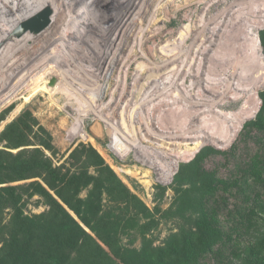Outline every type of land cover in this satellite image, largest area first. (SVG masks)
Returning <instances> with one entry per match:
<instances>
[{
  "label": "trees",
  "instance_id": "obj_1",
  "mask_svg": "<svg viewBox=\"0 0 264 264\" xmlns=\"http://www.w3.org/2000/svg\"><path fill=\"white\" fill-rule=\"evenodd\" d=\"M261 28L264 24L254 30L245 83L225 100L243 102L209 120L203 145L225 148L243 126L240 141L226 151L205 146L176 166L170 174L171 179L179 167L176 197L166 209L147 207L92 146L76 145L66 158L68 166L56 164L48 133V142H35L22 116L8 123L0 133L6 147L0 148V264H231L237 259L252 264L247 258L255 244L259 260L254 264L262 261L264 228L261 239L248 241L260 218L256 210L264 204L250 188L264 185V89L261 105L257 95L264 85ZM260 36L264 46V30ZM217 154L224 156L219 167L225 172L204 165ZM27 179L33 180L13 184ZM34 196L47 209L27 212L25 202ZM162 220L174 226L155 244L153 230Z\"/></svg>",
  "mask_w": 264,
  "mask_h": 264
},
{
  "label": "rangeland",
  "instance_id": "obj_2",
  "mask_svg": "<svg viewBox=\"0 0 264 264\" xmlns=\"http://www.w3.org/2000/svg\"><path fill=\"white\" fill-rule=\"evenodd\" d=\"M156 2L157 0H145V2L141 5V7L144 5L143 8L148 7L147 9L148 11H150V35L146 39H144L143 37L139 38L138 35H134L131 38L127 39L125 37L126 33H124L122 34L123 36L118 39V41L116 40L117 43H119V47L117 51L115 50V57H111V52L113 51H110L107 55L110 59L109 62H111L110 66H112L111 68L114 69V75H117V77L119 78V84L117 87V92L114 94L112 102V106L115 107L113 117L117 119L113 120L111 118H106L105 120H108L112 124L116 125L118 127L117 130H119L120 128V138L123 142L126 141L125 143L127 145L130 143L133 144L132 142L139 138L144 145L151 146V148H154L157 151H161L167 149H164L163 145L161 144V141L159 142L158 139L160 137L156 136V134L158 133V131H156L157 128H155L153 131L155 134H152L151 136L146 133L148 132V127H150V125L147 124V122H149V119L146 118V115L144 114V109H146V107L148 106L154 105V107L151 109L154 115V121H157L158 117H160L161 120L159 122L163 126L162 130L169 131L172 127L175 126V124L180 127L181 124L186 121L187 115H189V113L194 110L195 107H193L189 102H178L177 104H166L164 102L157 103L155 99L159 100L161 96H163L162 94L157 98L154 97L152 101L145 102L143 101V97L145 96L144 92L148 89L149 82L157 80V76L165 74V72H167V70L170 69L176 63V60L179 59L180 55L182 54V50H189V47L191 50L196 49L195 44H198L199 41H201L200 39L204 38V35L206 37L210 35V29H207L205 27L207 25L204 24L209 19L214 17L218 11L222 10L228 3V0H161L160 2L158 1L159 3L155 5ZM138 24H140V22H138ZM160 26L163 27L161 28L162 30L159 31V29L156 28H159ZM201 29H203L204 31L199 33L200 36H197L198 31ZM181 30H185L183 31L184 34L186 32L188 33H186L188 36L186 35L187 37H185V41L183 42L185 43L186 48H181L177 46L179 42L175 44L177 38L179 37V32ZM263 30L264 28H261L258 33L260 43V33ZM121 33V31L118 32L119 36ZM116 36L117 34L115 35V37ZM37 37L38 36L36 35L35 38ZM32 40V38H30L29 40H25V38L23 37V45L20 44L21 48L20 46H18V49L20 50H16V47V49L11 53V55L7 59V61L14 59L15 62L12 61V66L6 70H4L3 67H0V74H2L0 75L1 81H3L5 77L6 80L7 78L13 80L15 76L16 78H19V72L22 66L29 65L30 63L33 64L36 58H39L41 61L43 58H45L44 56L42 57L41 54L46 55L48 53V56L52 55V57L54 58H59L57 51L44 50L46 49V47L44 46L48 45L49 41L47 43L45 42L44 46H41L44 42L42 41V43L39 45V50L37 51L34 50L33 46L32 49L26 50V42L27 44H29ZM222 40H224L225 43L224 37ZM171 42L173 44L168 45V43ZM226 42L230 44V42H232V39H229ZM164 46L166 48H164ZM224 46L226 47L225 49L222 48V51L227 52L224 56L225 58H227L229 56L228 52L230 53V50L226 48H230L231 45L227 46V44L225 43ZM233 48L236 47L233 46ZM261 48L264 49L262 43ZM176 53L181 54L177 55ZM240 56L245 57L241 54V52ZM105 58L107 57L105 56ZM166 58H172L171 62L169 63L170 65L168 64L166 67H161L159 65L156 66V63H163L162 61H166ZM20 59L21 61H19ZM48 63H50V60H48ZM11 74L13 77H11ZM137 77V81L134 82ZM33 78L26 80V82L18 86L13 92L14 96L10 98V100L6 101L2 106H0V133L8 123L22 116V119L26 121L27 125H29V128L27 129L28 132H26L27 135L29 134V139L35 142H48L46 135V133H48L51 137L50 143L52 145V151H54L55 153V155L52 156L54 162L56 164H62L65 162L67 166L68 163L66 158L69 152L73 149V147L79 144L92 146L104 158L105 162L114 170V172L121 178V180L127 185V187L134 194H136L147 205V207H149L150 209H153L155 206H159L161 209H166L169 207V205L174 201V198L176 197V193L174 190L175 184L173 183L176 171L171 177V179L170 174L176 166H179V163L168 165L163 160H159L152 155L138 153L135 152L133 149L121 148L113 141L112 133L109 131V129L104 126L101 121L87 120V122L85 121L86 130L82 129L81 124L83 123V118L81 117V114L75 117V119L73 120V126L70 128V124L72 122L70 115L73 114L72 108L75 107V103L71 102L67 98V94L66 96L63 94H54L52 89H49L47 85H45L43 90L33 93V91L29 90L28 88V86L31 87L33 85ZM1 81L0 86L3 83ZM58 86V88H61V84H58ZM263 89L264 85L257 92V95L260 100V92ZM61 90H64V88H61ZM131 91H133V96H130ZM69 93H71V91ZM26 97H28V99H25ZM128 99L130 100V102L128 101ZM242 102L243 99L229 100L222 103L220 105V108L224 110H236L239 108ZM182 103H186V105H182ZM189 104L191 107L189 106ZM164 106L166 108H164ZM175 106H178L180 109H172ZM164 109L169 110H167L165 113ZM168 111L170 114L168 113ZM219 114L220 112L215 115V117H218ZM255 116L256 114L248 118L245 122L254 119ZM215 117H210L209 120ZM155 123L156 122H154L153 125H156ZM134 128L137 130H134ZM74 129H76V131H74ZM242 132L243 126L234 141L225 148H217L213 144H205L201 148L205 146H211L217 150L226 151L234 143H238L240 141V136ZM75 136H78L80 138L72 139ZM259 141L260 143H262L261 140ZM249 143L248 145L250 146V148L255 146L253 139ZM34 146L39 147L41 145ZM0 148L6 147H4L3 143H0ZM201 148L199 149V151L201 150ZM18 149L19 148L9 150L15 152ZM44 151L47 154L51 155V152L48 149H44ZM120 151L128 153L125 155L116 153ZM197 153H195L194 155L196 156ZM194 157L192 156L191 158L193 159ZM191 158H186L183 161L187 163L191 160ZM223 158V155L217 154L216 156L206 159L204 165L206 168L210 169L214 168L215 166L219 167V165L223 162ZM145 159H148L149 163L146 162ZM138 169H142L141 173L137 172ZM219 169L221 172H225V169L223 167H219ZM233 171L235 172V169ZM143 172H147L148 177L144 176ZM155 172H158L160 179H164L168 182H162L157 179ZM31 180L33 179L21 180L14 182L13 184L29 182ZM148 180L150 181L148 182ZM251 187L252 189H255L254 191H258V193H260L261 196L264 197V185H260V188L259 186L255 187L252 185L250 186V188ZM36 199H38V197L34 196L25 202L24 209L27 212L40 213L47 209L46 205L42 204V202L36 203ZM256 218H258L257 225L253 229H251L250 234L248 236V241H250V244H254L257 242V240L261 239V234L263 233V203L256 210ZM173 226L174 223L172 220H162L159 225L153 230L155 244L160 243ZM257 246L258 244H255V247H253V252L247 258V260L252 264H254L255 260H259L255 258ZM260 263L264 264V259H262V261L260 260L258 264ZM231 264H242V260H234Z\"/></svg>",
  "mask_w": 264,
  "mask_h": 264
},
{
  "label": "bare ground",
  "instance_id": "obj_3",
  "mask_svg": "<svg viewBox=\"0 0 264 264\" xmlns=\"http://www.w3.org/2000/svg\"><path fill=\"white\" fill-rule=\"evenodd\" d=\"M14 1L15 0H4V3L7 4V6L4 8L9 9V6H12V2ZM63 1L64 0H60L61 5ZM158 1L160 2L161 0H157L155 5L159 3ZM21 2L24 7H21L19 15H22L21 17L23 18L30 16L33 12H36L44 5L48 4H52L50 6L51 8H53L54 12L53 19L56 18V15H58L60 10L59 4L56 5L54 0H21ZM12 24L14 23H11L10 25L0 24V67H3L4 70L9 69L12 66L13 62H15L14 59L10 61H7V59L16 49V47L18 49V46H20V44L23 45V37L25 38V40H29L30 38H32L30 34H27L21 39L13 41V39L9 38L11 30L15 26ZM258 24H264V0H228L226 6L222 10L218 11L214 17L209 19L204 24L207 25L205 26L207 29H210V35L208 37L204 35V38L200 39L201 41H199L198 44H195L196 49L191 50L189 47V50H182V54L180 53L181 55L179 53H176L177 55H180L179 59L176 60V63L170 69H166L167 72L164 71L165 74L157 76V80L149 82L148 89L144 92L145 96L143 97V101H152L154 97L157 98L162 94L163 96H161L159 100L155 99L157 103L164 102L166 104H177L178 102H189L193 107H195L194 110H189L191 112L189 113V115H187L186 121L181 124L180 127L175 124V126L172 127L169 131L162 130L163 126L159 122L161 120L160 117H158L157 121H154V115L151 111V109L154 107L153 104V106H148L146 107V109H144L145 112H143L146 115V118L149 119V122H147V124L150 125V127H148L147 125L148 132L146 133L151 136L152 134H155L153 131L155 128H157L156 131H158V133L156 134V136L160 137H158L159 142L161 141L164 149L167 150L157 151L156 149L151 148V146L144 145L137 137V140L132 142L133 144L130 143L127 145L125 143L126 141L123 142L120 138V128L119 130H117L118 127L116 125L106 120L108 129L112 133L113 141L121 148L133 149L138 153L152 155L159 160H163L168 165L180 163L184 159L194 156V154L197 153L201 146L204 144L205 131L209 126V118L215 117V115H217L219 112L221 113L222 108H220V105L225 102V100L238 86L245 83L244 71L248 66L249 49L254 39V30ZM183 31L185 30H181L179 32V37L177 36L178 38L175 44L179 42L177 46L186 48V45L183 42L185 41V37L188 36V33L186 32L187 34H184ZM203 31V29L199 30L197 36H200L199 33ZM121 32L122 33L120 34V36L117 32V38L114 36L113 39L118 41V39L123 36L122 34L128 33L130 31L126 26L125 28H122ZM223 37L225 38V43L227 44V46L231 45L230 48H226L230 50V53L228 52L229 56L227 58L224 57L227 52L222 51V48L225 49L226 47L224 46V40H222ZM229 39H232V42H230V44L226 42ZM31 44L32 41L29 44H27L26 42L25 49H32L33 45ZM169 44L173 43L171 42L168 43V45ZM233 46H235L236 48H233ZM118 47L119 43H117L115 47L116 51ZM164 48L166 47L164 46ZM35 50L37 51L39 49ZM115 50L112 52V57L115 55ZM109 52L110 51H102V53L99 52L95 54V58L97 59L98 64L101 63L103 58H105V56H107ZM240 52L245 57L240 56ZM41 56L45 57L44 60L42 59L43 62H45V60L47 59H51L52 57V55L48 56V53L46 55L41 54ZM171 60L172 58H166V61L164 60L162 61L163 63L160 64L156 63V66L159 65L161 67H166L171 62ZM19 61H21V59ZM39 61L40 59L36 58L34 62L32 61L33 64L28 63L29 65L22 66L19 72V78H16L15 76L13 80L10 78H7L6 80V77H3L4 80L1 81L0 77V81L3 82L0 86V106H2L6 101L10 100V98L14 96L13 92L18 86L22 85V83L26 82V80L33 78L35 72L34 69L40 63ZM52 68L58 71H62V67L60 65H54ZM11 77H13L12 74ZM44 87L45 85H41L38 78L36 77L33 78V85L31 87L28 86L29 90L33 91V93L43 90ZM63 87L65 92V86L63 85ZM132 92L133 91H131L130 95L133 96ZM69 95L70 98H75L76 101L80 99V97L73 92H71ZM25 99H28V97H26ZM183 104L186 105V103H182V105ZM179 107L175 106L171 108L180 109ZM164 108L166 107L164 106ZM167 110H165V113ZM77 111L79 110L77 109ZM154 122H156V125H153ZM134 130L137 129L134 128Z\"/></svg>",
  "mask_w": 264,
  "mask_h": 264
},
{
  "label": "built area",
  "instance_id": "obj_4",
  "mask_svg": "<svg viewBox=\"0 0 264 264\" xmlns=\"http://www.w3.org/2000/svg\"><path fill=\"white\" fill-rule=\"evenodd\" d=\"M54 2L56 5L59 4L58 15L53 19L54 12L50 6L52 4H48L51 10L49 22L37 34V38H34L36 35L34 39L32 38L31 45L35 50L42 41L44 42L41 46L49 41V44L44 46L48 50L42 49L57 51L59 58L51 57L50 63L48 59L43 62L44 58L39 61L40 65L34 69V78H38L40 84L47 85L54 94L65 96L67 94V98L75 103V107L72 108L73 114L70 115L72 120L70 128L75 117L81 114L82 129L86 130L87 120L101 121L108 129L105 119H117L113 117L115 107L112 106V102L117 92L119 78L114 75L109 57L106 56L107 58H103L98 64L95 54L114 51L117 41L113 37L126 26L130 29V32L125 34L127 39L134 35L146 39L151 32L150 11L148 7H140L145 0H64L62 5L60 0ZM6 6L4 0H0L1 25L11 23L16 25L25 19L19 15L21 7H24L21 0L12 2L9 9L4 8ZM162 27L156 29L160 31ZM54 65H60L62 71L52 68ZM51 78L55 79L53 85L49 84ZM58 84H61V88H64V85L66 91L58 88ZM70 91L77 94L80 99L78 101L72 97L70 99ZM128 101L130 102L129 99ZM74 138L80 137L75 136L72 139Z\"/></svg>",
  "mask_w": 264,
  "mask_h": 264
},
{
  "label": "water",
  "instance_id": "obj_5",
  "mask_svg": "<svg viewBox=\"0 0 264 264\" xmlns=\"http://www.w3.org/2000/svg\"><path fill=\"white\" fill-rule=\"evenodd\" d=\"M51 10L48 5H44L41 9L37 10L32 15L23 19L19 23H17L9 34V38L13 39V41L21 39L23 36L30 34L32 38L37 35L49 22V14ZM259 36V35H258ZM260 43V38H259ZM261 45V43H260ZM262 54L264 56V49L262 48ZM55 82L54 78L50 79V85H53ZM261 104V100H260ZM260 108V105H259ZM258 108V110H259ZM195 156V155H194ZM193 156V157H194ZM192 159V158H191ZM186 163L185 161H181L179 166ZM178 170V168H177ZM177 172V171H176Z\"/></svg>",
  "mask_w": 264,
  "mask_h": 264
}]
</instances>
